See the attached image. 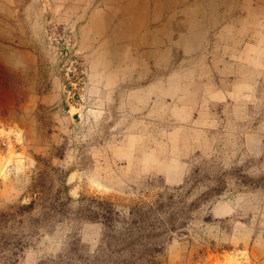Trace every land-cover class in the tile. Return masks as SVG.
I'll return each instance as SVG.
<instances>
[{"label": "rangeland", "instance_id": "rangeland-1", "mask_svg": "<svg viewBox=\"0 0 264 264\" xmlns=\"http://www.w3.org/2000/svg\"><path fill=\"white\" fill-rule=\"evenodd\" d=\"M0 264H264V0H0Z\"/></svg>", "mask_w": 264, "mask_h": 264}, {"label": "trees", "instance_id": "trees-1", "mask_svg": "<svg viewBox=\"0 0 264 264\" xmlns=\"http://www.w3.org/2000/svg\"><path fill=\"white\" fill-rule=\"evenodd\" d=\"M107 214H110V213H108V212H106Z\"/></svg>", "mask_w": 264, "mask_h": 264}]
</instances>
